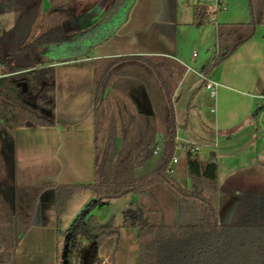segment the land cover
<instances>
[{"label": "trees", "instance_id": "16d2710c", "mask_svg": "<svg viewBox=\"0 0 264 264\" xmlns=\"http://www.w3.org/2000/svg\"><path fill=\"white\" fill-rule=\"evenodd\" d=\"M247 5L248 22L218 24L219 53L206 70L221 64L255 36L258 26L264 25V0H247ZM5 10L13 12L14 27L10 49L6 55L0 54L2 138L6 131L12 135L19 127L56 125L55 67L43 60L46 56L42 50L64 45L75 49L81 36L95 28L82 31L66 0H0V12ZM210 15L207 5H195L192 24L200 27L210 22ZM127 70L137 76L145 74L149 82L153 81L155 89L149 87L153 113L137 110L129 95L136 84L120 82L118 75ZM185 73V66L166 56L95 60V180L28 188L10 185L0 178V264H16L17 246L33 222L40 193L48 187L56 192L58 228L76 192L88 190L94 194L65 231L58 229V234L70 242L91 240L99 251L107 240L118 241L125 227L137 230L138 264H264V206L259 197L244 195L234 219L224 223L213 199L206 194L207 189L215 191L218 186L214 152L202 161L187 151L191 189L183 188L167 171L177 149L173 96ZM20 83H25L27 89ZM157 147L160 151L155 154ZM155 155L158 160L153 169L137 176L136 171ZM12 172L8 167V174ZM128 195L136 199L124 209L122 225L114 219L102 224L93 214L97 204ZM146 197L154 204L173 203L175 220H153L154 208L140 201ZM90 264L105 263L98 257Z\"/></svg>", "mask_w": 264, "mask_h": 264}, {"label": "crops", "instance_id": "0c3cea01", "mask_svg": "<svg viewBox=\"0 0 264 264\" xmlns=\"http://www.w3.org/2000/svg\"><path fill=\"white\" fill-rule=\"evenodd\" d=\"M66 1L73 9H76L75 18L78 26L85 30L88 29L92 23L87 18V12L84 9L93 7L96 0ZM152 1H116L112 7V12L119 11L123 6L127 9L122 16H119L121 18L125 17L124 23L119 26V33H122V36L109 37L108 39L98 37L96 40L88 41L85 46L82 45L85 50L75 54L68 52L71 47L67 45L62 47L50 46L42 50L43 55L47 58V64H52L55 67V113L57 123L52 127H19L10 135L11 139L9 141H13V157L11 159L16 164V174L12 180V185L33 188L45 183L61 185L91 183L95 180V115L93 107L95 60L100 57L166 56L185 66L186 73L173 96L177 129L179 122L176 114V104L182 92L190 97L187 109L195 112L205 108L200 101L194 100L195 91L198 89L199 84L205 85V81L200 74L202 73L209 80L219 83L216 96L211 98L209 95V109L208 107L205 108L206 117L211 120L210 124L207 125V129L219 143L211 144L202 138H198V140L187 138L185 140V149L191 143L200 146L197 151L200 160H205L211 152H214L218 164L217 150L223 137H226L225 142H232L235 136L244 135L248 137L247 143L249 145L253 139L257 138V131L260 128L258 120L264 116V29L259 31L257 28L256 34L251 40L242 44L218 66L206 70L207 65L212 61V57L219 53V49H216L218 48V24L248 22L250 15L247 2L226 0L229 9L223 16L215 18L213 25L205 23L200 27H196L192 24L193 9L195 5H198L194 4V0L193 2L192 0H172L171 9L166 17L163 12L156 13L148 9ZM168 4L170 5L169 0ZM200 4L209 7L211 18L213 15V8H210L211 1H204ZM186 10H191V13ZM184 27L199 30L194 38V44H202L205 48L214 49L211 61L201 69L189 65L185 61L184 58L187 57L185 48L177 43V33ZM151 30L152 32L157 31L156 40L161 42V47H156L137 36V31L147 35ZM8 41L10 44L11 39H8ZM79 43L80 41L76 44V48L80 46ZM91 47L97 49V53L90 54ZM86 48H89V50ZM9 49L10 47L7 48V50ZM196 57L198 55L193 53L191 61H194ZM130 72V70L129 73L125 72L119 80L127 84L131 82L133 86L136 84L129 91L131 98H139L140 101L145 100L153 106L149 91V87L154 88L153 81H150V83L145 74L137 76V74ZM153 94L156 96L155 92ZM152 108H149V113H153L155 107ZM256 120L258 125L254 122ZM187 124L188 122L183 126H187ZM7 146L8 143L6 142L0 147L2 151L1 168L4 167ZM256 147L259 150L262 146L258 143ZM234 153H237V150ZM234 155L232 154V157ZM252 161L238 167V169L229 170L225 176L227 180L234 176L239 169L246 171L257 166L262 168L263 162L261 160H255L254 158ZM185 164L187 169V151ZM253 179H256L255 181H258V183L262 182L260 177L246 176L242 180L235 181V187L226 182L221 183L218 165V186L212 198H214L213 201L218 208L219 217H221L219 209L231 202L236 194L240 198L247 194L257 195L264 206L263 190H257V188L251 186L242 190L241 185L243 183L246 185V182L248 184L249 180L252 182ZM175 180L179 183L176 178ZM230 188L231 190H229ZM10 197L9 200L11 201ZM93 198L94 194L91 191L76 192L69 200L58 228L55 188L48 187L43 190L35 207L33 222L17 246L16 264H59V243L62 235L58 234V229L65 231L70 226L73 218ZM103 206L105 205L102 202L93 209V214L98 217L100 222V210ZM102 260L107 264L105 259Z\"/></svg>", "mask_w": 264, "mask_h": 264}, {"label": "rangeland", "instance_id": "374dc122", "mask_svg": "<svg viewBox=\"0 0 264 264\" xmlns=\"http://www.w3.org/2000/svg\"><path fill=\"white\" fill-rule=\"evenodd\" d=\"M116 1L118 0H96L93 7L84 9L85 12H87V18H89V20H91L92 23V25L88 29H92L93 27L95 28L90 32L85 33L83 34V36H81L79 47L75 49H70L68 52L75 54L79 51H83L85 50V47L83 46H85L86 43L88 44V41L90 42L96 40L98 37H104L105 39L106 38L108 39L109 37L114 38L116 36L123 35L122 33H119L120 32L119 26H121L124 23L125 17L123 18L119 17L118 19L115 20L113 24L109 26L108 24H106L112 12V7L116 3ZM204 1H211V4H214V0H194V4H200ZM242 2H247V0H242ZM169 3L170 5L168 4V0H153L152 2H150L148 9L156 13L163 12V15L166 17L171 9L172 0H169ZM45 6L46 7L49 6L48 1H45ZM228 9H229V5L225 10L223 9L218 10L215 14L212 15V17L220 18L221 16H223L224 13H226ZM74 11L76 13V9H74ZM186 11L191 13V10H186ZM212 23L214 24L213 21H210V23H206V24L213 25ZM66 26H68V24H66ZM13 27H14L13 12L9 10L1 11L0 12V54H2L3 56L7 54L8 51L7 48L11 47V43L9 44L8 39H11ZM80 29L82 31L85 30L82 28ZM261 29H264V25L258 26V30L260 31ZM197 31L199 30L196 28H191V27L182 28V30L178 31L177 33V43L178 45H181V47L185 48V52L187 56L184 58L185 61L189 65L201 69L203 66H206L211 61V56L214 49L210 50L209 47L205 48L204 45L202 44L201 45L194 44V38L196 36ZM156 32H152L151 30L146 35L141 33V31H137L138 34L137 33L136 34L139 38H142V40L145 39L147 42L154 44L156 47L157 46L161 47L160 46L161 42L156 40L157 39ZM86 49L89 50V48ZM95 53H97V49L91 47L90 54H95ZM193 53L198 55V57L194 58L195 59L194 61H191V57ZM43 60L46 61L47 58H44ZM133 72L131 73L134 74ZM121 76L123 75L119 74L118 78L120 79ZM120 82H122V80H120ZM195 92L196 93L194 95V100L195 101L197 100L198 102L200 101L205 108L208 107L209 109L210 97H209V91L206 89L205 85L199 84V87L198 89H196ZM189 98L190 97L189 96L187 97V94L185 92L184 93L182 92V95L180 96V99L177 101L176 104V114L179 122V126L177 129L178 147L176 149V157L180 160V163L172 165L174 169V173L172 175L186 189H191L192 182L190 181V178L187 174V169L185 164L186 161L185 140L187 138L188 139L192 138L197 140L198 138L199 139L202 138L204 140H207V142L211 144L218 142V140L214 138V136L207 129L208 128L207 125L210 124L211 120H209L206 117L205 108L203 110H196L195 112L187 109V103L189 101ZM133 101L135 102L136 108L140 113H149L148 111L149 108L153 109L152 104L146 102L145 100L140 101L139 98H136L133 99ZM186 122H188L187 126H183ZM254 122L256 123V125H258L257 120ZM258 123L260 128L259 129L257 128L258 129L257 138L253 139L250 145L247 143L248 137L244 135L235 136L232 142H229L228 140H227L228 142H225L226 137L221 138L220 140L221 145L217 150L219 175H220L221 183L226 182L227 184L235 187V181L242 180L246 178V176L254 177V178L260 177L262 179L261 183L255 181L256 179L255 180L253 179L254 181L252 180V182H250L249 180L248 184L246 182V185L244 183L241 185L242 190H244V188H250L251 186L252 188H257V190H263L264 192V165H263L264 164V151H263L264 116L262 117V119L258 120ZM10 135H11L10 132L6 131V134H4L3 138L0 137V147H2L4 143L5 144L6 142L8 143L6 150L7 156L4 157L5 163H4V167L1 168L0 170V178L4 180L5 183H10V185H12V180L15 178V174H16L15 172L16 164L15 161L11 159L12 158L11 148H10L11 142L9 141V139H11ZM258 143L262 146L260 147L259 150L256 147ZM235 150H237V153H234ZM232 154L235 155L232 157ZM254 158L255 160L259 159L263 162L261 166L262 168H260V166H257L255 168L246 171L239 169L237 170L238 172L234 174V176H232L227 180L225 176L227 175L229 170L231 171L234 169H238V167L242 165L253 162L254 160L252 161V159ZM157 160H158V156L155 155L142 168L136 171V175L137 176L142 175L151 171L153 167L156 165ZM8 167L12 168L13 170V172L11 173L12 175L8 174ZM229 190H231V188ZM206 194L211 198L214 197L213 196L214 191L210 189H207ZM262 197L264 199V194ZM241 198L238 194H236L231 202H228L227 205L225 204V206H222L219 209L221 212V217H220L221 222L230 223L234 219V214ZM135 199H136L135 196L128 195L120 199L104 201L103 205L105 206H103V208L100 210L101 223L107 224L112 219H114V222L117 225H122L125 220L124 209L127 206H129L130 200H135ZM144 199L145 200L140 199V201L147 204L148 206L153 207L155 210L152 214L153 220H158V221L163 220L168 223H171L175 220L176 216H175V209L173 203L172 205H169V204H164L161 201L159 204L158 203L154 204L153 202H151L149 198L146 197ZM216 201L217 200L215 199V202ZM218 203H220V201H218ZM98 257L105 259L107 264H112V263L138 264L139 244L137 238V230L123 227L121 230V235L119 240L118 241L107 240L101 246L99 251H96L94 242H92L91 240H79L78 242L74 243L68 241L65 236H62L60 238V243H59L60 264H90Z\"/></svg>", "mask_w": 264, "mask_h": 264}, {"label": "built area", "instance_id": "2783aa9c", "mask_svg": "<svg viewBox=\"0 0 264 264\" xmlns=\"http://www.w3.org/2000/svg\"><path fill=\"white\" fill-rule=\"evenodd\" d=\"M227 1L226 0H214V4H211L210 5V8L212 7L213 8V13L212 14H215L218 10L220 9H227ZM210 21H215V18H213L211 16L210 18ZM196 55V54H195ZM200 76L203 78V80L205 81V87L206 89L209 91V95L211 98H214L216 96V93H217V88L219 86V83L215 82V81H212V80H209L204 74H200ZM212 111H214V109H212ZM199 149V146L195 143H191L189 145L186 146V151L190 150L191 153L193 155L197 154V151ZM160 151V147H157L155 149V154H158ZM179 163V159L176 157V155L173 157V160L172 162L170 163L169 167H168V173L169 174H173L174 173V169L172 167L173 164H177Z\"/></svg>", "mask_w": 264, "mask_h": 264}, {"label": "water", "instance_id": "95a60500", "mask_svg": "<svg viewBox=\"0 0 264 264\" xmlns=\"http://www.w3.org/2000/svg\"><path fill=\"white\" fill-rule=\"evenodd\" d=\"M3 8H4V6H3ZM126 10L127 9H125L124 6H123V7H121V9H119V11L112 12L110 14V16H109L108 21L106 22V24H108V26L111 25V24H113L115 22V20L119 18V16H122L124 14V12ZM46 52H48V51H46ZM20 84L23 86L24 90L27 89L25 83H20ZM10 148H11V155L13 157V145L12 144H10Z\"/></svg>", "mask_w": 264, "mask_h": 264}]
</instances>
